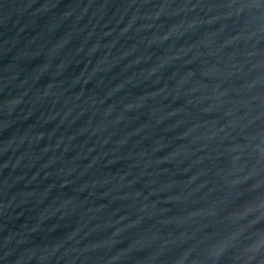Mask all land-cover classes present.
I'll list each match as a JSON object with an SVG mask.
<instances>
[{"label": "water", "instance_id": "water-1", "mask_svg": "<svg viewBox=\"0 0 264 264\" xmlns=\"http://www.w3.org/2000/svg\"><path fill=\"white\" fill-rule=\"evenodd\" d=\"M0 264H264V0H0Z\"/></svg>", "mask_w": 264, "mask_h": 264}]
</instances>
